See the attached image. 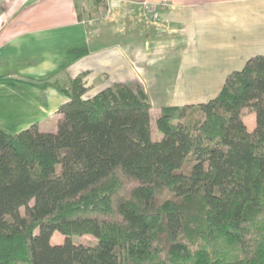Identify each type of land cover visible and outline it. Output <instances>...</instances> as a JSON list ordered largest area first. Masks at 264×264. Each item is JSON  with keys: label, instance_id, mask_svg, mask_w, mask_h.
Wrapping results in <instances>:
<instances>
[{"label": "trees", "instance_id": "trees-1", "mask_svg": "<svg viewBox=\"0 0 264 264\" xmlns=\"http://www.w3.org/2000/svg\"><path fill=\"white\" fill-rule=\"evenodd\" d=\"M58 87L55 131L0 126V264H264V54L216 97L163 107L158 141L140 83Z\"/></svg>", "mask_w": 264, "mask_h": 264}, {"label": "crops", "instance_id": "crops-1", "mask_svg": "<svg viewBox=\"0 0 264 264\" xmlns=\"http://www.w3.org/2000/svg\"><path fill=\"white\" fill-rule=\"evenodd\" d=\"M105 1L0 0V101L16 131H55L69 100L58 84L79 75L85 97L140 83L160 112L216 97L231 72L264 54V0Z\"/></svg>", "mask_w": 264, "mask_h": 264}, {"label": "rangeland", "instance_id": "rangeland-1", "mask_svg": "<svg viewBox=\"0 0 264 264\" xmlns=\"http://www.w3.org/2000/svg\"><path fill=\"white\" fill-rule=\"evenodd\" d=\"M88 0H79V3H85ZM89 2H87L88 4ZM8 104L7 101H0V126L6 128L9 131L12 132H16V127H14L11 123L6 122V120L9 118V115L7 112H11L9 109H7L6 105ZM159 116L158 111L153 112L152 115V124H153V139L155 141L161 140L163 137V133L161 131L158 130L157 128V124H156V119ZM244 121L246 122L247 126L250 129L254 128L255 125V114H251L249 112H247L246 110H244ZM13 123H15V121H12ZM16 124V123H15ZM253 126V127H252ZM53 130V129H52ZM191 166L190 162H186L184 168L182 169V171H187ZM33 203V202H32ZM22 213H24V209L22 208ZM93 239L91 236L89 235H84V236H77L74 237V241L76 243H89L91 242ZM64 241V235H62L60 232H56L53 237H52V242L53 243H62Z\"/></svg>", "mask_w": 264, "mask_h": 264}, {"label": "built area", "instance_id": "built-area-1", "mask_svg": "<svg viewBox=\"0 0 264 264\" xmlns=\"http://www.w3.org/2000/svg\"><path fill=\"white\" fill-rule=\"evenodd\" d=\"M163 6H166V3H164V5ZM157 14L154 12V16H156ZM158 16H160V15H157L156 16V18L158 19Z\"/></svg>", "mask_w": 264, "mask_h": 264}]
</instances>
